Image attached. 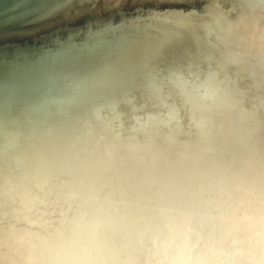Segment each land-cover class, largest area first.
Here are the masks:
<instances>
[{"label": "bare ground", "instance_id": "1", "mask_svg": "<svg viewBox=\"0 0 264 264\" xmlns=\"http://www.w3.org/2000/svg\"><path fill=\"white\" fill-rule=\"evenodd\" d=\"M0 24V264H264V0Z\"/></svg>", "mask_w": 264, "mask_h": 264}, {"label": "water", "instance_id": "2", "mask_svg": "<svg viewBox=\"0 0 264 264\" xmlns=\"http://www.w3.org/2000/svg\"><path fill=\"white\" fill-rule=\"evenodd\" d=\"M131 9V8H130ZM128 14H130V12H113V13H111V15L110 14H108V16L107 17H109V18H107V20L108 19H110L111 20V22L112 21H116V20H120V19H122L123 17H125V16H127ZM105 16V15H104ZM110 17H112V18H110ZM121 17V18H120ZM8 23V22H7ZM1 25V24H0ZM13 38H11V39H9L8 40V42L6 41V43L7 44H9V43H11V42H13Z\"/></svg>", "mask_w": 264, "mask_h": 264}]
</instances>
